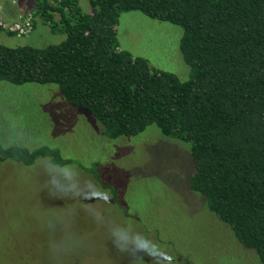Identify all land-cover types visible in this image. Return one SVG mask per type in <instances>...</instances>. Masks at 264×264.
<instances>
[{"label": "trees", "instance_id": "trees-1", "mask_svg": "<svg viewBox=\"0 0 264 264\" xmlns=\"http://www.w3.org/2000/svg\"><path fill=\"white\" fill-rule=\"evenodd\" d=\"M89 2L86 13L79 0H36L35 17L65 40L44 48L0 44V80L58 85L111 140L155 125L191 144L192 191L264 264V0ZM124 12L183 28L188 80L120 50ZM48 154L47 146L22 153L0 147L1 161L25 165ZM51 155L72 163L57 148Z\"/></svg>", "mask_w": 264, "mask_h": 264}, {"label": "rangeland", "instance_id": "rangeland-1", "mask_svg": "<svg viewBox=\"0 0 264 264\" xmlns=\"http://www.w3.org/2000/svg\"><path fill=\"white\" fill-rule=\"evenodd\" d=\"M79 4L86 13L92 9L89 0ZM36 6V0H0V22L13 23L25 14L35 22L23 37L0 27L1 45L44 48L65 40L35 17ZM117 31L121 51L182 81L191 77L182 49L183 28L141 12H124ZM5 124L19 126L43 146L56 145L71 164L107 190L108 202L99 203L111 209L116 222H131L157 241L165 250L163 264H261L209 211L205 198L192 191L191 144L164 136L155 125L135 137L111 140L100 122L67 103L56 84L16 86L0 80V125ZM44 180L37 160L32 165L0 160V264H130L113 246L107 229L81 208L66 230L67 206L74 202L51 197ZM93 203L83 207L92 209ZM49 218L56 220L55 228L47 227ZM69 242V252L51 247ZM145 262L154 264L148 257Z\"/></svg>", "mask_w": 264, "mask_h": 264}, {"label": "clouds", "instance_id": "clouds-1", "mask_svg": "<svg viewBox=\"0 0 264 264\" xmlns=\"http://www.w3.org/2000/svg\"><path fill=\"white\" fill-rule=\"evenodd\" d=\"M43 141L14 124L0 125V147L5 150L11 148L15 152L35 151L43 146ZM49 154L41 156L37 165L43 170L45 180L43 188L51 197L73 201L67 206L66 217L68 223L66 230L71 229V218L81 208L91 219L107 229L113 246L122 254L130 258V264H146L145 257L154 261V264H163L162 256L165 250L161 245L137 230L131 222L118 223L112 215L111 209L99 202H108L110 194L102 188L93 178L85 176L80 168L71 163L58 160L51 152L56 150V145L51 144ZM87 202H94L92 209L83 207ZM56 220L49 218L47 227L55 228ZM55 252H69L71 243L52 244Z\"/></svg>", "mask_w": 264, "mask_h": 264}, {"label": "built area", "instance_id": "built-area-1", "mask_svg": "<svg viewBox=\"0 0 264 264\" xmlns=\"http://www.w3.org/2000/svg\"><path fill=\"white\" fill-rule=\"evenodd\" d=\"M0 27L18 37L27 36L33 31V18L30 14L21 15L13 23L0 22Z\"/></svg>", "mask_w": 264, "mask_h": 264}]
</instances>
